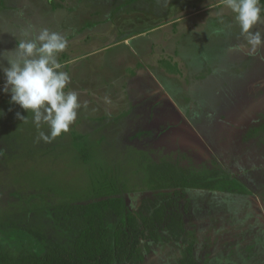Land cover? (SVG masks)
Instances as JSON below:
<instances>
[{
  "label": "rangeland",
  "instance_id": "obj_1",
  "mask_svg": "<svg viewBox=\"0 0 264 264\" xmlns=\"http://www.w3.org/2000/svg\"><path fill=\"white\" fill-rule=\"evenodd\" d=\"M216 1L0 0V52L25 30L59 32L68 41L57 56L71 77L65 91L87 105L68 132L45 142L33 114L0 92L6 264L71 246L75 204L117 196L124 213L143 214L173 197L155 188L163 163L198 183L169 207L183 214L188 203L198 262L264 264V49L249 54L231 10L208 8ZM118 221L106 216L111 231ZM168 222L160 238L143 241L141 264H180L186 243Z\"/></svg>",
  "mask_w": 264,
  "mask_h": 264
},
{
  "label": "clouds",
  "instance_id": "obj_2",
  "mask_svg": "<svg viewBox=\"0 0 264 264\" xmlns=\"http://www.w3.org/2000/svg\"><path fill=\"white\" fill-rule=\"evenodd\" d=\"M224 6L234 14L241 35L250 46L249 54L264 49V31H252L264 19L262 0H224ZM22 35L25 38L17 42L16 48L0 52L3 76L0 92L10 95L9 104L31 112L39 130L38 140L50 142L68 132L77 119L78 110L87 105L80 103L75 90L65 91L71 77L61 70L57 56L67 48V39L48 28L38 32L25 30ZM4 115V110L0 109V117ZM15 115L16 119L27 123V116L20 112ZM42 124L48 126L47 133L40 130Z\"/></svg>",
  "mask_w": 264,
  "mask_h": 264
},
{
  "label": "trees",
  "instance_id": "obj_3",
  "mask_svg": "<svg viewBox=\"0 0 264 264\" xmlns=\"http://www.w3.org/2000/svg\"><path fill=\"white\" fill-rule=\"evenodd\" d=\"M88 161V157H85ZM162 165L155 171V188L173 190V197L165 198L162 204L153 206L143 214L128 211L124 213L121 197L110 196L85 204H75L71 208V219L78 234L71 246L54 245L44 260L28 259L25 264H141L142 243L146 239L160 238V227L165 220L177 240L185 241L184 254L180 264H200L195 257L196 233L188 230L185 214L189 213L188 203L183 214L169 212L181 196V190L197 186L196 179L185 170L172 164ZM113 214L119 221L111 231L106 216ZM0 255V264H6Z\"/></svg>",
  "mask_w": 264,
  "mask_h": 264
},
{
  "label": "crops",
  "instance_id": "obj_4",
  "mask_svg": "<svg viewBox=\"0 0 264 264\" xmlns=\"http://www.w3.org/2000/svg\"><path fill=\"white\" fill-rule=\"evenodd\" d=\"M209 2V1H208ZM224 4V0H217L215 3L214 2H212V3H210V5H208V8H211V7H213V6H216V5H219V4Z\"/></svg>",
  "mask_w": 264,
  "mask_h": 264
}]
</instances>
